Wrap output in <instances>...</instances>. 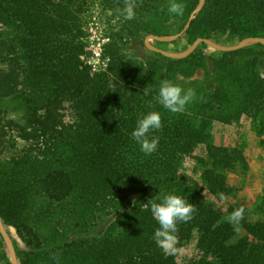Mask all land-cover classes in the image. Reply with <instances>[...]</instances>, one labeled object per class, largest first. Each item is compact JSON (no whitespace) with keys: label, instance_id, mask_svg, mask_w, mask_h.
<instances>
[{"label":"trees","instance_id":"obj_1","mask_svg":"<svg viewBox=\"0 0 264 264\" xmlns=\"http://www.w3.org/2000/svg\"><path fill=\"white\" fill-rule=\"evenodd\" d=\"M89 1L0 0V156L23 143L0 158V219L18 264H182L178 253L193 238L197 258L186 264H264V210L228 201L225 172L247 169L244 151L216 145L211 132L214 122L246 117L264 136V47L215 58L201 44L184 59L131 58L140 35L178 33L198 0H102L122 23L106 48L108 68L92 74L82 60ZM173 2L182 14L169 12ZM247 37H264V0H205L179 40L153 45L182 51L197 38L232 45ZM163 80L193 91L183 111L159 103ZM149 111L162 127L157 150L145 155L131 132ZM184 162L199 166V181L180 176ZM165 194L196 209L177 223L171 252L154 242L159 225L149 210ZM238 208L243 218L233 223Z\"/></svg>","mask_w":264,"mask_h":264},{"label":"rangeland","instance_id":"obj_2","mask_svg":"<svg viewBox=\"0 0 264 264\" xmlns=\"http://www.w3.org/2000/svg\"><path fill=\"white\" fill-rule=\"evenodd\" d=\"M121 23V17L110 11L102 0L89 1L87 11L84 15L85 50L82 60L89 66L92 74L105 72L108 68L110 59L106 55V48L112 42L115 34L118 33ZM146 36L147 35L142 34L131 43L127 50L128 56L142 60L145 59V61L158 60L157 57L150 54L151 51L145 48L144 38ZM222 41L220 42L221 45L231 46L224 44ZM153 42L154 41H151L152 45ZM250 46L253 45L244 48ZM160 47L163 49H159L165 50V47ZM166 51L181 52L175 51L172 45H169ZM215 51L216 50L209 48L206 52L211 57H220ZM259 51L260 50L257 49V52ZM202 76V72L198 71L193 79L200 80ZM66 113L69 114V112ZM15 115L14 112L10 114L11 117L17 119V115ZM67 118L69 119L70 116ZM211 132L216 145L223 143L231 146H239L243 149L247 160L246 170L236 168L232 171L225 172L228 184L234 189V196L228 199V201L241 203L243 206L254 211L259 207L264 210V136L257 133L256 123L246 117H243L238 124L227 125L214 122ZM22 147L23 143L17 140L16 149L12 148L4 152L0 158L3 159L10 155H15ZM202 152L203 148H201L200 154ZM200 171L201 169L198 165L192 162H184L180 171V176L188 182L199 181ZM215 204L216 206L220 205L224 211L225 204L219 202H215ZM121 211L122 210L111 214V216L103 217L99 223L97 222L98 229L95 228L93 233L100 234L104 227H106ZM195 258H197V250L195 247V239L193 238L187 242L184 248L178 253V261L182 264H186ZM7 262L10 263V259L6 246L4 242H0V264H7Z\"/></svg>","mask_w":264,"mask_h":264},{"label":"clouds","instance_id":"obj_3","mask_svg":"<svg viewBox=\"0 0 264 264\" xmlns=\"http://www.w3.org/2000/svg\"><path fill=\"white\" fill-rule=\"evenodd\" d=\"M169 12L173 14H182L183 6L178 3H171ZM123 16L126 20L134 17L133 6L129 3L123 9ZM193 96L191 89L184 90L179 85L169 80H163L158 90L159 103L163 108L170 112H181L186 103ZM162 127L160 114L156 111H149L142 114L135 123L131 132V138L135 141L140 151L145 155H150L157 150L159 137L154 133ZM149 210L159 225L153 232V240L158 247L174 251L175 236L178 222H187L192 218L196 211L193 204L189 203L183 197L175 194H165L160 197L159 202L152 201L149 204ZM244 214L243 208L235 209L230 214V221L238 223Z\"/></svg>","mask_w":264,"mask_h":264},{"label":"water","instance_id":"obj_4","mask_svg":"<svg viewBox=\"0 0 264 264\" xmlns=\"http://www.w3.org/2000/svg\"><path fill=\"white\" fill-rule=\"evenodd\" d=\"M204 3H205V0H198L195 9L190 13L183 28L178 33L172 34V35H165V36L147 35L144 38L145 48L151 52L158 53L165 58L178 60V59H183L189 56L201 44H204L207 47L213 50L219 51V52H234V51L243 49L244 47H247L249 45H256V44L264 46V37L243 38L238 43H236L235 45H231V46H224L210 39H207V38H197L196 40L193 41V43L188 48H186L185 50L181 52H169L166 50L156 48L155 46L151 44V41H156L160 43H170V42L176 41L179 38H181L185 34V32L189 29L191 22L196 18V16L199 14L201 9L203 8ZM0 235L6 246L9 259H10V264H18L12 239L10 235L7 233L1 219H0Z\"/></svg>","mask_w":264,"mask_h":264}]
</instances>
